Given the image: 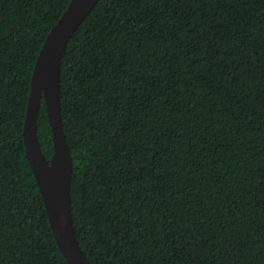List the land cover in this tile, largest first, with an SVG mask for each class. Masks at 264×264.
<instances>
[{"label": "trees", "instance_id": "obj_1", "mask_svg": "<svg viewBox=\"0 0 264 264\" xmlns=\"http://www.w3.org/2000/svg\"><path fill=\"white\" fill-rule=\"evenodd\" d=\"M70 0H0V264H68L22 139ZM70 208L91 264H264V0H98L60 65ZM37 139L52 135L44 101Z\"/></svg>", "mask_w": 264, "mask_h": 264}, {"label": "water", "instance_id": "obj_2", "mask_svg": "<svg viewBox=\"0 0 264 264\" xmlns=\"http://www.w3.org/2000/svg\"><path fill=\"white\" fill-rule=\"evenodd\" d=\"M98 0H70L45 37L36 58L22 130L26 160L44 203L49 226L59 252L68 264H91L81 250L72 223L70 185L72 158L60 112V65L64 50ZM44 101L52 135V156L47 160L37 139L36 119Z\"/></svg>", "mask_w": 264, "mask_h": 264}]
</instances>
